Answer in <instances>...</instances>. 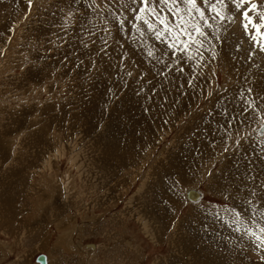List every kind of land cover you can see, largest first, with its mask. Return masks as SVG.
Segmentation results:
<instances>
[{
	"label": "rangeland",
	"instance_id": "obj_1",
	"mask_svg": "<svg viewBox=\"0 0 264 264\" xmlns=\"http://www.w3.org/2000/svg\"><path fill=\"white\" fill-rule=\"evenodd\" d=\"M250 2L259 22L264 0ZM197 3L208 26L155 0L165 35L136 19L139 0H0V264H264L248 232L264 235V52L231 0ZM178 15L205 30L187 51ZM225 143L228 176L209 185L202 166ZM168 201L180 202L159 213ZM152 209L163 225L140 221ZM151 226L176 243L152 245Z\"/></svg>",
	"mask_w": 264,
	"mask_h": 264
},
{
	"label": "snow or ice",
	"instance_id": "obj_2",
	"mask_svg": "<svg viewBox=\"0 0 264 264\" xmlns=\"http://www.w3.org/2000/svg\"><path fill=\"white\" fill-rule=\"evenodd\" d=\"M94 2V0H93ZM135 2V0H134ZM161 5H170L171 10L174 13H181L182 11H186L189 17L191 18L192 13L194 12L196 15L200 17V21L203 22L204 26L209 25V20L205 15L204 9H202L200 6H198L197 0H183V2L186 5V9L182 10L179 7L180 0H159ZM218 4L223 6L225 4V0H216ZM32 0H28V4L31 5ZM231 3L235 6V8L240 12V27L244 29V32L249 35L250 39L253 41V44L259 48L260 52H264V11L258 13L259 22H257L253 16L250 14L252 11H255L257 8V5L255 3L250 2V0H231ZM140 8L136 14V19H142V17L139 15V13H149L152 15L155 19L159 20L161 23V26L165 29V35L173 31L172 28L169 27L167 23H165L160 18V13L157 10V7L155 5V0H153V3L150 5L148 0H139ZM204 4H208V0H204ZM243 6V7H242ZM215 6H210L208 8V11H214ZM72 13H69V16H71ZM216 16H218L221 20L224 19V16L221 15V13L216 10ZM173 19H180L183 22V16H173ZM200 21H197L194 23L191 28L187 26V22H183L179 27L180 31L176 33L177 36H185V33H187L185 40L181 41L185 44V51L188 50V44L195 43L197 37H203L205 36V30L204 27L201 26ZM144 23L147 25L148 29L152 31L157 39H160L161 33L160 31L156 30L154 25L149 22L148 20H144ZM133 27L135 28L136 25L133 24ZM175 37H172V41L175 42ZM203 40L201 39L199 41L200 45H203ZM87 47V45H85ZM169 48L173 47V43L170 42L168 44ZM151 55V53H149ZM191 83V82H189ZM253 89L249 88V91H252ZM155 91V90H153ZM251 107V105H249ZM147 111V109H145ZM247 111V109H245ZM264 115V114H262ZM231 124V121L228 122ZM261 127L264 128V121L261 122ZM215 143L214 141L212 142ZM261 144H264V141H261ZM232 147L239 148V144L233 145ZM254 151V150H253ZM199 155V153H197ZM256 158L260 160L262 164H264V147L261 148V152L256 154ZM229 160H232V154L231 149L227 143L223 145L222 151L216 152L214 157L211 160V167L207 165L202 166L203 176L201 177L205 182H207L209 185H212L214 182L217 183L219 187H222V185L219 184L221 180H224L228 176L226 165L228 164ZM245 162L247 163V166L251 168L253 166L254 160L251 156H245ZM233 163L235 161L233 160ZM261 187L264 188V183L261 184ZM255 194V191L254 193ZM227 199V196L225 197ZM231 211L239 217V213L236 212V210L233 208ZM207 228V226H205ZM237 231L239 229L237 228ZM248 232L256 238V240L259 242L258 246L264 247V235H260L257 232H253L251 229H248ZM259 233H264V227L259 228ZM261 259H264V256L261 257Z\"/></svg>",
	"mask_w": 264,
	"mask_h": 264
},
{
	"label": "crops",
	"instance_id": "obj_3",
	"mask_svg": "<svg viewBox=\"0 0 264 264\" xmlns=\"http://www.w3.org/2000/svg\"><path fill=\"white\" fill-rule=\"evenodd\" d=\"M174 199H177V200H179V198L178 197H175ZM180 202V201H179ZM179 202H177V201H168V202H165V204H164V210H163V207H161V206H159V205H157L158 206V212L160 213H162V211L163 212H165V213H167V212H169L170 213V215H172L173 213H174V208H175V203H179ZM194 203V202H193ZM159 207H160V210H159ZM152 211H154V209H152ZM164 218H168V217H164ZM143 218L141 217L140 218V221L142 220ZM144 222H143V224L145 225V226H149L150 225V223L148 222V221H145V220H143ZM148 224V225H147ZM141 227V226H140ZM145 228V227H144ZM142 233L145 235V237L150 241V243L152 244V245H154V246H158V245H162L163 243H166V244H169V243H171L172 245H174V243H176V239L175 238H171L170 239V237L169 238H167V235H168V231H166V229H163V228H153L152 226H151V228L150 229H147V232L144 230V229H142ZM171 240V241H170ZM174 241V242H173ZM91 248V247H90ZM93 249H96V245H95V247L93 248ZM120 252H123L124 250H121V249H118Z\"/></svg>",
	"mask_w": 264,
	"mask_h": 264
},
{
	"label": "bare ground",
	"instance_id": "obj_4",
	"mask_svg": "<svg viewBox=\"0 0 264 264\" xmlns=\"http://www.w3.org/2000/svg\"><path fill=\"white\" fill-rule=\"evenodd\" d=\"M167 6H169V5H167ZM170 9H171V8H170ZM238 18H239V17H238ZM9 32H10V31H9ZM237 32H238V31H237ZM234 33H235V31H234ZM9 34H10V33H9ZM237 34H238V33H237ZM237 38H238V37H237ZM243 45H244V44H243ZM7 58H8V57H7ZM8 65H9V64H8ZM11 66H12V65H11ZM6 68H7V67H6ZM3 72H4V71H3ZM35 88H36V87H35ZM1 103H2V102H1ZM1 105H2V104H1ZM217 119H219V118H217ZM122 125H123V124H122ZM111 143H112V142H111ZM169 163H170V161H169ZM168 165H169V164H168ZM168 165H167V166H168ZM179 165H180V164H179ZM89 167H90V166H89ZM92 167H93V165H92ZM112 169H113V168H112ZM109 170H110V169H109ZM52 171H53V170H52ZM87 171H88V170H87ZM113 171H114V170H113ZM53 172H54V171H53ZM110 172H111V171H110ZM152 174H153V173H152ZM156 174H157V173H156ZM156 174H155V175H156ZM66 175H67V174H66ZM106 176H107V175H106ZM160 176H161V178H162V175H160ZM45 177H46V176H45ZM60 177H61V176H60ZM139 177H140V176H139ZM167 177H168V176H167ZM70 178H71V177H70ZM70 178H69V179H70ZM108 178H109V177H108ZM154 178H155V176H154ZM161 178H160V179H161ZM105 179H106V178H105ZM149 179H150V178H149ZM156 179H157V178H156ZM158 179H159V178H158ZM158 179H157V180H158ZM160 179H159V180H160ZM103 180H104V179H103ZM152 180H154V179H152ZM152 180H151V181H152ZM46 181H47V180H46ZM55 181H56V180H55ZM154 181H155V180H154ZM63 182H64V181H63ZM155 182H157V181H155ZM159 182H160V181H159ZM67 184H68V183H67ZM80 184H81V183H80ZM148 184H149V183H148ZM146 185H147V184H146ZM49 186H50V185H49ZM151 186H152V185H151ZM151 186H150L149 188H151ZM46 187H47V186H46ZM154 187H155V186H154ZM74 189H75V188H74ZM151 189H152V188H151ZM162 189H163V188H162ZM46 190H47V189H46ZM65 190H66V189H65ZM42 192H43V191H42ZM42 192H41V193H42ZM51 193H52V191H51ZM157 194H158V193H157ZM47 195H48V194H47ZM64 201H65V200H64ZM138 204H139V203H138ZM143 204H144V202H143ZM143 204H141V205H143ZM139 206H140V205H139ZM142 207H144V205L141 206V208H139V209H142ZM136 209L138 210V208H136ZM145 209H146V208H145ZM137 210H136V211H137ZM139 211H140V210H139ZM139 211H138V212H139ZM142 211H144V210H142ZM56 212H57V211H56ZM136 213H137V212H136ZM147 213H148V214H147ZM147 213H146L147 215H143V216L140 214V216H142L143 220H145V221H152V222H151L152 224H155V220H156L157 222L161 223L162 225L164 224V223L161 221L160 217H159V219H158V217H157V213H155L154 211H153V212L150 211V213H149V211L147 210ZM154 213H155V214H154ZM263 213H264V212H262V214H263ZM143 214H145V212H144ZM4 216H5V215H4ZM8 216H9V215H8ZM259 219L261 220V218H259ZM260 220H259V221H260ZM0 221H1L2 223H4V222H3V221H4V218H3V217L0 218ZM1 222H0V223H1ZM261 222H262V221H261ZM185 225H186V224H185ZM4 226H5V225H4ZM158 226H159V225H158ZM156 227H157V226H156ZM156 227H154V228H156ZM184 229H185V227H184ZM78 233H79V232H78ZM181 233H182V232H181ZM182 234H183V233H182ZM68 235H69V234H68ZM180 236H181V235H180ZM176 237H178V236H176ZM181 238H182V237H180V239H181ZM176 239H177V238H176ZM180 239H178V240H180ZM182 239H183V238H182ZM223 240H224V239H223ZM230 240H231V239H230ZM59 241H60V240H59ZM180 241H181V240H180ZM185 241H186V240H185ZM188 241H189V240H188ZM191 241H192V240H191ZM191 241H190V242H191ZM173 242H174V241H173ZM177 242H178V241H177ZM183 242H184V241H183ZM61 243H62V242H61ZM191 243H192V245H193V242H191ZM191 243H190V245H191ZM237 243H239V245H242V241H241V240H239V242H237ZM119 244H120V243H119ZM183 244H184V243H183ZM187 244L189 245V243H187ZM2 245H3V244H2ZM199 245H200V244H199ZM199 245H198V246H199ZM59 246H60V245H59ZM119 246H120V245H119ZM128 246H129V245H128ZM175 246H176V245H175ZM175 246H174V248H177V247H175ZM181 246H183V245H181ZM196 246H197V245H196ZM200 246H201V245H200ZM69 247H70V245H69ZM96 247H97V246H96ZM171 247H172V246H171ZM183 247H185V245H184ZM249 247L251 248L250 245H249ZM0 248H1V247H0ZM89 248H90V247H89ZM97 248H100V247H97ZM97 248H96V249H97ZM187 248H190V247H186L185 249L183 248V250H182V248H181V250L184 251V250H186ZM179 249H180V248H179ZM193 249L195 250V248H193ZM199 249H200V248H199ZM201 249H205V248H201ZM210 249H211V248H210ZM85 250H86V249H85ZM188 250H190V249H188ZM188 250H187V251H188ZM206 250H207V249H206ZM212 250H214V249H212ZM1 251H2V250H1ZM5 251H6V250H5ZM83 251H84V249H83ZM96 251H97V250H96ZM187 251H186V252H187ZM199 251H200V250H199ZM199 251H198V252H199ZM87 252H88V251H86V253H87ZM188 252H189V251H188ZM190 252H192V254L194 253V252L191 251V250H190ZM190 252H189V253H190ZM201 252H202V250H201ZM207 252H208V250H207ZM207 252H206V254H209V253H207ZM214 252H215V250H214ZM90 253H91V251H90ZM204 253H205V252H204ZM211 253H213V251H212ZM183 254H185V251L183 252ZM176 255H177V254H176ZM181 255H182V254H181ZM187 255H188V254H187ZM194 255H196V254L194 253ZM200 255H201V254H200ZM203 255H204V254H203ZM173 256H175V255H173ZM213 256H214V254H213ZM179 257H182V256H179ZM193 257H194V256H193ZM204 257H205V256H204ZM208 257H209V256H208ZM88 258H89V257H88ZM183 258H184V257H182L181 259H183ZM188 258H189V257H188ZM194 258H195V257H194ZM194 258H193V259H194ZM201 258H203V256H202ZM201 258H199V260H200ZM197 259H198V258H197ZM48 260H49V257H48V255H47V263H48ZM177 260H180V259L177 258ZM183 260H184V259H183ZM183 260H182L183 263H181V264H184V263H185ZM186 260H187V259H186ZM199 260H197V261H199ZM201 260H202V259H201ZM206 260H207V259H206ZM206 260H203V261L206 262ZM166 261H167V260H166ZM175 261H176V260H175ZM175 261H174V262H175ZM180 261H181V260H180ZM188 261H191V260H188ZM193 261H194V260H193ZM193 261H192V262H193ZM197 261L195 260V262H197ZM228 261H229V259H228ZM159 262H160V261H159ZM161 262H162V261H161ZM178 262H179V261H178ZM88 263L90 264V262H88ZM162 263H163V262H162ZM169 263H171V262L169 261ZM193 263H194V262H193ZM198 263H200V261H199ZM201 263L203 264V262H201ZM222 263H224V262H222ZM155 264H157V263L155 262ZM160 264H161V263H160ZM164 264H165V263H164ZM166 264H167V263H166ZM179 264H180V263H179ZM189 264H191V263H189ZM207 264H208V263H207ZM219 264H220V263H219ZM229 264H230V263H229Z\"/></svg>",
	"mask_w": 264,
	"mask_h": 264
},
{
	"label": "water",
	"instance_id": "obj_5",
	"mask_svg": "<svg viewBox=\"0 0 264 264\" xmlns=\"http://www.w3.org/2000/svg\"><path fill=\"white\" fill-rule=\"evenodd\" d=\"M256 132L258 134H262L264 133V128L261 127V125L256 129ZM185 197L189 200V201H197L200 197L201 194L199 191H197L196 189H192V188H187L184 192ZM91 248L95 247V244H90L88 245ZM35 262L39 263V264H47V255L44 253H39L36 257H35Z\"/></svg>",
	"mask_w": 264,
	"mask_h": 264
}]
</instances>
